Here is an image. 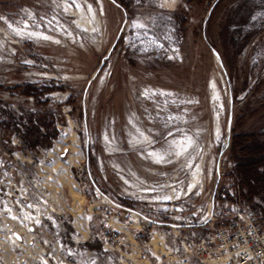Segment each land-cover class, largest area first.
Masks as SVG:
<instances>
[{
    "label": "rangeland",
    "instance_id": "obj_1",
    "mask_svg": "<svg viewBox=\"0 0 264 264\" xmlns=\"http://www.w3.org/2000/svg\"><path fill=\"white\" fill-rule=\"evenodd\" d=\"M232 119L263 141L264 0H0V182L27 166L60 213L11 242L3 188L0 264H60L74 239L104 263L98 209L164 220L220 185L264 228V200L237 194Z\"/></svg>",
    "mask_w": 264,
    "mask_h": 264
},
{
    "label": "built area",
    "instance_id": "obj_2",
    "mask_svg": "<svg viewBox=\"0 0 264 264\" xmlns=\"http://www.w3.org/2000/svg\"><path fill=\"white\" fill-rule=\"evenodd\" d=\"M10 162L8 186L0 182V194L5 188L8 203L4 205L10 210H5L8 219L3 223L7 240L17 243L25 230L46 227L60 213L39 181L28 177L27 166ZM216 190L220 198L213 197L207 209L206 205L193 212L178 209L181 213H171L164 220L124 207L126 219L120 221V215L98 209L101 230L96 236L110 252L101 264H264V228L257 216L232 200L230 186ZM73 242L72 247L65 245L60 264L100 263L97 253L83 261L79 239Z\"/></svg>",
    "mask_w": 264,
    "mask_h": 264
},
{
    "label": "trees",
    "instance_id": "obj_3",
    "mask_svg": "<svg viewBox=\"0 0 264 264\" xmlns=\"http://www.w3.org/2000/svg\"><path fill=\"white\" fill-rule=\"evenodd\" d=\"M30 88L31 86L26 87L22 93L31 94ZM262 136L263 141L260 142L252 132L239 133L236 122L231 120L227 151L234 162L233 172L238 194L246 201H252L255 197L264 200V130Z\"/></svg>",
    "mask_w": 264,
    "mask_h": 264
},
{
    "label": "snow or ice",
    "instance_id": "obj_4",
    "mask_svg": "<svg viewBox=\"0 0 264 264\" xmlns=\"http://www.w3.org/2000/svg\"><path fill=\"white\" fill-rule=\"evenodd\" d=\"M71 2H72V3H75V0H71ZM65 3L67 4V3H68V0H65ZM65 10H67V9H65ZM89 11H91V8H89ZM29 19H31V16H29ZM8 27H9V29H11V30L14 32V34L23 36V29H27L28 24H27V22H24V24H23V29H14L13 26H12L11 24H9ZM136 27H142V25L137 24ZM27 35H28L29 38H31V37H33L34 34L31 33V32H29V33H27ZM35 38H38V39H44V40H48V39H50L48 36L43 35V34H36ZM55 42H56V43H59V41H55ZM162 94H163V93H162ZM170 135H171V133H170ZM184 143H185L187 146H190V145H191V141H190V140L185 141ZM186 150H187V148L185 147V148H183L181 151H177V152H176V155L179 156V155L182 154L183 151H186ZM150 155H153V156L156 157V159H155V162H156V163H160V162H163V161H164V156H163L162 154H158V153H150ZM190 166H191V165H189V167H190ZM189 187L191 188V187H193V186H189ZM166 199H167V198H166ZM27 207L31 208L32 205L29 204V205H27ZM5 210H6V211H10L9 209H5ZM26 218H29V219H30L31 217H26ZM29 231H31V229H29ZM16 239H20V237L17 236ZM69 255H71V253H69Z\"/></svg>",
    "mask_w": 264,
    "mask_h": 264
},
{
    "label": "bare ground",
    "instance_id": "obj_5",
    "mask_svg": "<svg viewBox=\"0 0 264 264\" xmlns=\"http://www.w3.org/2000/svg\"><path fill=\"white\" fill-rule=\"evenodd\" d=\"M67 133V132H66ZM66 133H64V134H62L61 136H60V138L58 139V141L56 142V146L55 147H57V145H59V144H62L61 142H66L67 140H70V142H71V145L74 147L75 146V143H76V141H75V138H74V136H68V134H66ZM70 147V146H69ZM73 150V149H72ZM192 188V187H191ZM190 187H189V189H191Z\"/></svg>",
    "mask_w": 264,
    "mask_h": 264
},
{
    "label": "water",
    "instance_id": "obj_6",
    "mask_svg": "<svg viewBox=\"0 0 264 264\" xmlns=\"http://www.w3.org/2000/svg\"><path fill=\"white\" fill-rule=\"evenodd\" d=\"M229 126H230V121H229L228 129H229Z\"/></svg>",
    "mask_w": 264,
    "mask_h": 264
}]
</instances>
